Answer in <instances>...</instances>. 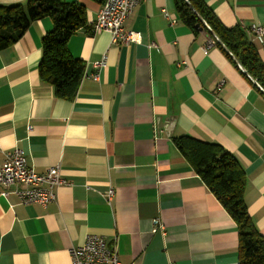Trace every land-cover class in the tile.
<instances>
[{
    "label": "crops",
    "instance_id": "0c3cea01",
    "mask_svg": "<svg viewBox=\"0 0 264 264\" xmlns=\"http://www.w3.org/2000/svg\"><path fill=\"white\" fill-rule=\"evenodd\" d=\"M62 1L83 4L88 25L67 44L84 63L71 102L38 78L48 18L0 50V167L19 150L38 174L58 165L65 182L45 207L0 196V264H71L70 249L90 234L121 264H237L236 225L173 139L218 145L238 161L248 216L264 238V91L210 33L180 23L173 0H141L123 23L141 34L128 45L91 32L99 5ZM203 2L225 28L264 26V0ZM248 37L264 64V41ZM153 219L163 230L151 232Z\"/></svg>",
    "mask_w": 264,
    "mask_h": 264
},
{
    "label": "trees",
    "instance_id": "16d2710c",
    "mask_svg": "<svg viewBox=\"0 0 264 264\" xmlns=\"http://www.w3.org/2000/svg\"><path fill=\"white\" fill-rule=\"evenodd\" d=\"M89 1L101 6L105 0ZM173 5L180 23L193 34L199 28L209 33L208 28L223 47L217 41L215 46L235 67L238 64L246 72L244 77L247 75L264 91V64L243 28H225L203 0H173ZM43 18L50 20L51 28L41 38L38 78L52 87L55 98L71 102L82 79L84 63L72 57L67 44L73 35L88 27L83 4L62 0L0 4V50L15 43L31 22ZM173 142L236 225L237 264H264V238L248 216L243 199L246 178L238 161L218 145L188 136L175 137Z\"/></svg>",
    "mask_w": 264,
    "mask_h": 264
},
{
    "label": "built area",
    "instance_id": "2783aa9c",
    "mask_svg": "<svg viewBox=\"0 0 264 264\" xmlns=\"http://www.w3.org/2000/svg\"><path fill=\"white\" fill-rule=\"evenodd\" d=\"M141 0H105L100 6L91 29L93 33L107 32L112 44L128 45L140 41V33L125 31L123 23L131 15L133 9ZM167 17V14L164 12ZM172 23H174L172 21ZM248 35H252L255 42L262 44L264 41V26L250 25L244 28ZM213 44L211 40L208 45ZM106 66V58L102 57L93 63L96 70ZM97 80V74L93 75ZM223 80L217 85V90L223 85ZM58 165L49 167L45 172L38 174L29 167L19 150L4 154L0 167V196L8 198L14 195L21 205L36 204L45 207L57 198V190L64 185ZM112 190L106 192V199L112 198ZM163 227L158 219L151 221V232L154 233ZM71 264H121L114 247L108 245L98 235H87L83 243L72 247L69 251Z\"/></svg>",
    "mask_w": 264,
    "mask_h": 264
},
{
    "label": "water",
    "instance_id": "95a60500",
    "mask_svg": "<svg viewBox=\"0 0 264 264\" xmlns=\"http://www.w3.org/2000/svg\"><path fill=\"white\" fill-rule=\"evenodd\" d=\"M208 29V28H207ZM208 31H209V33H210V38H214L221 46H222V44L217 40V38L215 37V35L208 29ZM223 47V46H222ZM232 59H234V58H232ZM241 70H242V72L244 73V74H246V72L242 69V68H240ZM253 81V80H252ZM256 85H257V83L255 82V81H253Z\"/></svg>",
    "mask_w": 264,
    "mask_h": 264
}]
</instances>
